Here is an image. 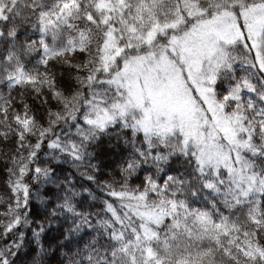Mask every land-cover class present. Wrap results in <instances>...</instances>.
I'll return each mask as SVG.
<instances>
[{
	"label": "snow or ice",
	"instance_id": "obj_1",
	"mask_svg": "<svg viewBox=\"0 0 264 264\" xmlns=\"http://www.w3.org/2000/svg\"><path fill=\"white\" fill-rule=\"evenodd\" d=\"M31 7L34 19L24 22L39 33L32 43L44 71L24 79L46 86L44 103L55 106L28 154L21 191L5 182L8 212L17 215L0 224V264H43L51 251L44 237L60 223L37 220L31 228L33 199L48 201L34 189L59 188L53 173L62 157L82 162L86 152L95 160L87 149L105 140L121 179L105 190L99 211L81 210L84 193L95 197L69 179L49 212L61 208L67 217L62 245L85 235L74 256L85 264H216L218 256L224 264H264V0H39ZM58 20L67 28L62 38L52 32ZM237 64L247 75L237 74ZM180 81L194 104L167 99ZM21 115L35 120L25 111L17 123ZM63 127L75 138L62 140ZM224 149L235 153V167L212 159ZM134 200L142 204L133 207Z\"/></svg>",
	"mask_w": 264,
	"mask_h": 264
},
{
	"label": "trees",
	"instance_id": "obj_2",
	"mask_svg": "<svg viewBox=\"0 0 264 264\" xmlns=\"http://www.w3.org/2000/svg\"><path fill=\"white\" fill-rule=\"evenodd\" d=\"M33 3H39V0H0V13L8 17L7 20L0 19V224L4 225L8 224L10 219L17 215L14 209L11 213L8 212L7 206L10 195L5 187V182L7 181L17 192L21 191L24 184V172L28 167V154L34 150L33 142L40 138L43 128L47 126V108L49 105L55 106L54 101H49V105L44 103V98L47 95L46 86L40 83L28 84L24 79L28 74L44 71L43 66L37 64L38 48L32 43L39 33L32 29L31 20L24 22L26 16L34 19L31 7ZM73 15H77L75 9H73ZM67 19L73 23H79V21H72L71 17ZM57 26V28L52 29V32L59 31L62 38L67 31L66 25L63 21L58 20ZM47 38L51 46V32L48 33ZM59 43H61V40L56 41L57 45ZM232 55L238 56L239 50L233 51ZM51 70H54L58 75L60 66L56 65ZM236 70L240 76L247 75L240 64L236 65ZM36 89H40V91H36ZM244 99L247 101L248 96L245 95ZM25 111L30 115L34 113L35 120L30 122L21 115L20 122L17 123L15 117ZM248 115L250 116L251 113L249 112ZM57 131L60 133L62 140L75 138L66 127L59 128ZM108 142L105 140L102 145H94L87 149V151L96 153L95 160L88 157L86 152L82 162L62 157V159H65V163L53 173L59 188L47 185L46 190L41 191L39 184L36 185L34 191L48 197V201L46 205L42 206L33 199L35 211L29 217L32 221L31 228L38 227L37 220L41 221L45 227H47L50 220L60 223L59 228L49 229L44 237V245L51 251L43 258V264H85L79 256L73 255L79 248L83 247L85 235L74 236L62 245L60 243L62 239L61 231L64 227H70L65 222L67 217L60 215L63 211L61 208L55 209L56 216L49 215V212L57 203V196L63 194L65 188L69 186L67 184L69 179L74 181L70 185L72 188L77 191L87 188L95 197L94 200L89 201L87 199L88 194L84 193L80 199L81 210L99 211L102 207L99 200L103 197L105 190L112 188L114 180L121 179L119 169L116 167L115 157L108 150ZM111 143H116L115 137L111 139ZM53 155L57 154L54 153ZM41 156H43V153H41ZM52 158V156L48 158L49 163H51ZM93 163L99 165V171L92 167ZM86 176H95L96 182L90 183L85 178ZM32 179V177H29V182ZM40 183L44 182L40 181ZM135 183L136 181H133V184ZM256 195H259V193H256ZM19 199L22 203L23 196L21 195ZM125 200H128L127 196ZM71 203L73 202L70 201ZM131 204L133 207H137L142 204V201L134 200L131 201ZM100 215L103 216V213L101 212ZM21 227L23 229V225ZM31 228L27 229L29 235L31 234ZM13 235L16 234L13 233ZM249 235H251V226H249ZM135 247V244L129 246V252ZM61 249L66 253L63 258H60ZM172 251L175 252V249L173 248ZM142 259L137 253V261L139 262ZM216 264H224L223 259L218 256Z\"/></svg>",
	"mask_w": 264,
	"mask_h": 264
},
{
	"label": "rangeland",
	"instance_id": "obj_3",
	"mask_svg": "<svg viewBox=\"0 0 264 264\" xmlns=\"http://www.w3.org/2000/svg\"><path fill=\"white\" fill-rule=\"evenodd\" d=\"M168 71H172V69H168ZM175 74L178 77L179 75V68H175ZM137 89L143 87V82L140 81L135 85ZM167 99L176 104L178 107L183 106L187 101H190L192 104L195 103V101H191V94L186 92V87L182 85V81H180L179 84H173L171 86V90L167 94ZM198 107V105H197ZM235 156V153L232 154V156L229 155V151L227 149H224L223 151H216L212 155V159L219 161L221 164V167H223L225 164L229 166L232 165V159Z\"/></svg>",
	"mask_w": 264,
	"mask_h": 264
}]
</instances>
